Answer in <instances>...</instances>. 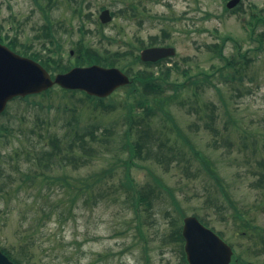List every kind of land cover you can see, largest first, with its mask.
Segmentation results:
<instances>
[{"label":"rangeland","instance_id":"rangeland-1","mask_svg":"<svg viewBox=\"0 0 264 264\" xmlns=\"http://www.w3.org/2000/svg\"><path fill=\"white\" fill-rule=\"evenodd\" d=\"M77 1L82 2L0 0V15L13 13L15 34L21 41L33 43L38 50L29 52L50 54L58 60L62 57L65 63H74L77 42L82 39L99 49L107 47L113 52H123L129 48L128 43L142 39L147 44L157 36L165 42L160 46L176 49L168 66L178 63L182 70L191 68L192 73L205 69L214 71L213 86L200 91V95L204 104L216 107V134L204 127L208 119H199L200 112L190 111L188 102L191 104L193 91L174 99L169 111L189 143L212 160L228 197L210 181L206 171H197L201 165L189 144L173 127H163L164 122L159 118L155 128L182 150L180 160L184 167L174 162L171 168L165 169L153 160H136L138 165L131 167L130 172L135 184L142 187L154 183L151 170L176 196L185 216H197L231 242L238 253L248 256L245 252L249 244L242 237L252 233L251 227L264 228V167L258 163H264V43L257 56L259 43L248 38L243 26L253 13L264 17V0H241L233 11L226 8L228 0ZM50 6L51 11H42ZM75 7L82 11L75 14ZM239 7L241 9H237ZM103 9H109L113 19L101 25L99 16ZM42 12L47 13L49 32L55 43L60 42L61 52L48 53L45 46L48 42L33 38L39 33L35 26L45 23ZM257 27V32H264L263 22ZM226 36L237 40L242 53L247 55L248 63L242 65L241 74H236L243 82L236 80V76L233 82L230 78L224 79L228 74L234 75L233 69H223L224 76L218 70L223 68L224 61L214 55L211 47L222 44ZM224 54L238 55L233 40L224 43ZM126 63L120 60L117 67ZM144 67L138 64L133 69ZM158 68L151 69L157 72ZM179 78L183 81L182 76ZM127 96L128 88L117 90L107 99L115 109L105 112L96 110L84 96L63 94L55 87L49 96L31 98V102H42V109L15 101L10 102L6 114L0 116V125L13 129L7 138L0 136V248L11 252L22 264H186L181 254L182 243L163 241V235L170 234L171 230L167 211L180 227L183 224L169 191L156 199L150 215L142 211L144 223L140 232L137 215L126 198L117 194L105 196L112 190L108 185L101 190L87 191L78 199L77 191L69 189L64 181L52 184L42 179L40 174L46 171L27 160L26 152L32 150L33 144L46 145L48 134H64L65 119L72 120V116L61 112L60 106L67 103L79 110L80 127L115 126L121 133L125 110L120 104ZM38 115L51 118L52 126L48 127L49 131L44 130L43 135L33 134ZM118 147L111 141L109 155ZM124 156L127 158V153ZM191 161L195 162L193 166ZM108 166L106 153L95 154L85 165L56 166L53 174L66 176L68 182L74 183ZM125 170L117 167L112 180L118 182ZM23 173L29 175L26 183ZM98 194L103 195L97 197Z\"/></svg>","mask_w":264,"mask_h":264},{"label":"trees","instance_id":"trees-1","mask_svg":"<svg viewBox=\"0 0 264 264\" xmlns=\"http://www.w3.org/2000/svg\"><path fill=\"white\" fill-rule=\"evenodd\" d=\"M73 2H82L77 0H72ZM78 4V3H77ZM79 6V5H78ZM131 7L136 9L134 4ZM241 9V7L237 8ZM45 10V9H43ZM51 6L48 8V12L51 11ZM76 13L81 12V8L75 7ZM117 15V12L114 13ZM263 22L264 17L258 16L253 13L251 20L244 23V29L248 38L251 41H256L259 43L256 51H258L257 56L260 55L263 43H264V32H257V24ZM227 40H233L235 46L238 50V55H233L231 57L224 54V43ZM165 42L160 41L157 36L151 38L150 41L146 42L142 39H138L137 43H128L129 48L125 51L113 52L107 47L99 49L89 43L85 42L83 39L78 43L77 54L74 63H65L63 60L55 59L54 57L45 58L41 60L43 66L54 76L56 73H63L70 70L73 66H86L92 64H100L103 66L113 67L118 66L120 60H126V64L120 66L121 69L128 74L132 83L127 86L128 96L120 104L125 110L122 117V131L118 133L115 126H103V125H90L89 127H80L78 120V109L76 106L64 104L60 111L65 114H70L72 120H66L64 122V134L59 136L49 135V141L45 145H35L28 153L27 160L33 164L34 167H39L40 170L46 171L42 172L40 176L46 181H51L52 184H57L58 182L63 183V181L68 184L69 189L77 191L75 197L80 199L87 191H94L95 189L101 190L104 185H108L110 193L105 196H112V194H117L119 197H125L130 203V207L134 210L137 215V227L139 231L142 232V211L147 214H151L155 208V201L163 193L168 192L167 185L164 181L158 177L156 174L149 171L153 177L154 183H147L145 186L138 187L131 175V167L138 165L136 160L149 161L153 160L155 163L159 164L165 169H169L174 165V162L183 166L181 163V156L183 154L182 150L177 146L175 142L168 136H165L162 132H159L155 128L156 119L159 118L161 122H164L163 127H173L179 135L183 138L185 143L189 144L190 149L194 154V158L200 162L201 167L197 168V171H206L207 176L210 181L215 184L216 188L220 189L224 196L228 197L226 192V187L217 174L216 168L213 167V162L206 155L202 154L195 146L189 143L188 139L181 133L180 126L177 124L174 116L169 111L170 104L178 96H182L184 92L188 93L193 91L194 94L191 97V104L188 102L190 111L193 110L199 115V119H208L205 122L204 127L208 130L218 132L214 127L215 120L217 117L215 105L210 107V104H204L201 98L200 91L204 90L206 87L213 86V78L216 73L211 69L200 70L198 73H192L191 68L182 70L178 63H174L173 66H168V61H159L157 63H143L140 60L137 51L149 47L164 44ZM212 52L216 57L224 61L223 68H218L221 76L223 69L230 70L233 69L234 75H226L224 79L230 78L233 82L234 77L236 80L243 82L242 77H238L236 74H241L242 65L248 63L246 59V53H242L241 44L237 40L233 39L231 36H226L222 44H214L211 47ZM36 59V58H35ZM252 62L251 59H249ZM145 66L141 70L133 69V66L137 65ZM164 66H161L163 65ZM153 67H159L156 72ZM215 68V66H214ZM175 74L177 75L175 78ZM183 77V81L179 78ZM234 76V77H233ZM250 80H253L252 78ZM228 81V80H226ZM251 89V88H250ZM54 89L42 93L40 96H49ZM63 94L76 95L78 92H71L66 90H61ZM243 94V93H241ZM84 97L92 103V106L97 110L101 109L105 112H110L115 109V105L112 102H107V99H98L95 97H89L83 94ZM36 96H28L26 98H18L15 101L25 103L27 107L43 108L44 104L42 102L34 101L31 102V98ZM84 100V99H83ZM51 106V105H50ZM200 110V111H199ZM207 110V111H206ZM228 113V111H227ZM50 117L37 116L35 129H33V134L43 135V131H49L48 127H51ZM198 126V124H194ZM68 126V127H65ZM3 130L8 133H12V128L3 125ZM42 137V136H41ZM113 142L115 146H119L118 149H114V154L111 152L109 155L108 145ZM106 146V147H105ZM106 153L107 158H109V166L104 167L101 171L90 175L88 177L81 178L79 181L74 183L68 182L66 176L54 175L53 172L56 166L64 167L69 163H74L75 166H81L92 161L93 156L96 154L98 156L104 155ZM127 153V158L124 154ZM261 167H264V163L258 162ZM195 164L191 161V166ZM124 167V176L117 181L112 180L114 178V173L117 167ZM184 167V166H183ZM191 171V168H190ZM190 173V172H189ZM22 177L26 178L24 183L27 182L26 173L22 174ZM35 177H39L35 176ZM77 179V178H75ZM78 180V179H77ZM112 182L110 183V181ZM120 189L122 191H117ZM113 191V193H112ZM172 202L176 205V209L181 214V217H185V214L179 209V204L177 198L173 193H171ZM103 194H98L97 197ZM230 200V199H229ZM75 200H73L74 202ZM97 201V200H96ZM231 204V202L229 203ZM168 218H171L170 234L165 233L163 235L164 242H174L176 245L182 243L183 246V236L182 227L178 225L176 220L171 217V212H166ZM248 224H245L247 226ZM3 250L12 256V253L8 250ZM181 254L183 257V262L186 263L185 253L183 247L181 248ZM17 263L22 264L18 258H14Z\"/></svg>","mask_w":264,"mask_h":264},{"label":"water","instance_id":"water-1","mask_svg":"<svg viewBox=\"0 0 264 264\" xmlns=\"http://www.w3.org/2000/svg\"><path fill=\"white\" fill-rule=\"evenodd\" d=\"M240 1L231 0L227 8H234ZM100 19L103 23L110 22V10H104ZM175 55L176 50L173 47H151L144 49L140 57L144 62H157ZM130 82V78L120 69L99 65L74 67L52 78L39 62L23 57L0 44V114L14 98L40 94L55 85L67 90H79L89 96L106 98ZM182 233L189 264H230L233 254L230 246L198 218L185 217ZM0 264L13 263L0 251Z\"/></svg>","mask_w":264,"mask_h":264},{"label":"flooded vegetation","instance_id":"flooded-vegetation-1","mask_svg":"<svg viewBox=\"0 0 264 264\" xmlns=\"http://www.w3.org/2000/svg\"><path fill=\"white\" fill-rule=\"evenodd\" d=\"M43 13V12H42ZM45 23L41 25H36L35 29L39 33L36 32L34 35V39L37 41L44 40L48 46L51 44L52 46H47L45 44L46 51L48 53H51L53 50L60 52L59 46L61 45L59 43L54 42L53 34L49 32V27L47 26V13H43ZM15 16L11 14L7 16H1L0 15V44L8 46L10 49L14 50L17 53L24 54L28 53L29 51H38L34 48V44H28L25 41H21L19 37L15 34L16 28H15ZM42 46V45H41ZM44 44L43 47L45 48ZM30 56L35 58H50L49 55H41L36 54L34 52L28 53ZM52 54V53H51ZM71 54H73V51H71ZM45 56V57H44ZM252 233L249 236H243L242 238L247 239V242L249 246L246 249V254L248 256H245L244 253L240 252L238 253L237 248L229 241L225 240L232 248L233 250V258L231 264H264V228H257V227H251ZM4 254H6L4 252ZM10 260H12L15 264L17 263L11 256L6 254Z\"/></svg>","mask_w":264,"mask_h":264}]
</instances>
